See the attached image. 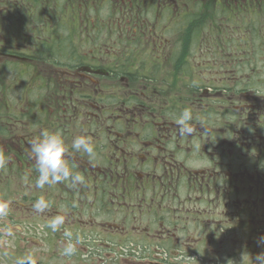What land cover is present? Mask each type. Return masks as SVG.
<instances>
[{
	"label": "flooded vegetation",
	"instance_id": "af4514ba",
	"mask_svg": "<svg viewBox=\"0 0 264 264\" xmlns=\"http://www.w3.org/2000/svg\"><path fill=\"white\" fill-rule=\"evenodd\" d=\"M124 1L120 0L119 4ZM140 1L143 0L125 2L122 7L136 9L141 6ZM153 1L157 3L154 4L156 8L168 3L167 0ZM171 1L178 11L173 27H184L185 7H203L205 3V7H237L236 14L244 15V20L250 15L245 8L249 0ZM11 2L7 0L5 7H60V11L67 7L71 12L75 7H114L113 0ZM99 18L98 15L92 23L99 26L100 31L115 27L111 23H101ZM90 23L85 18L78 32ZM3 25L0 154L6 163L0 166L2 186L9 188L15 176L24 183L28 180L36 185L39 173L30 151V141L42 130L61 133L68 149L66 159L70 168L85 177L82 185L73 187L70 181H61L47 193L37 191L35 195L22 196L27 204L17 212L9 211L10 207L15 208L10 205L14 197H0V204L9 207L2 213L5 219L0 220V233L5 239L15 238L21 254L20 264H30L31 259L34 264L57 261L60 264H123L129 257L134 258L130 264H201L202 256L206 255L202 254V247H214L216 251L219 244L216 237L232 234L233 224L237 222L235 206L247 205L249 215L260 214L264 198V169L259 167L264 161V93L233 84V80L239 82L242 78L233 76L232 67L226 68L224 74L212 73L214 80L206 88L213 95L207 92L197 97L194 92L192 101L186 105L184 96L175 100L157 90L154 93L149 83L160 80L151 77L154 75L162 76L161 80L166 82L169 77L178 75L182 76L179 77L180 88L187 87L191 91V87L183 83L186 55L181 54V67H175L174 63L179 57L178 37L172 51L171 46L168 49L170 39L167 36L161 43H155L158 45H155L156 50L153 45L152 51L146 44L136 52L138 44L135 43L132 51H126L128 53L112 49L105 52L97 41L98 50L91 53L84 48L90 43V37L84 32L76 38L67 33L41 40V28H38L28 30L37 35L36 44L26 41L23 51H19L16 50L18 40L27 34L25 29L16 40V36H11L8 21ZM63 25L68 24L61 23L60 30ZM103 46L109 48L105 43ZM137 54L141 57L137 58ZM126 58L133 61L126 72L150 78L146 82L142 78L131 82L127 76L117 77L121 71L117 62ZM143 64L144 68L138 67ZM156 65L159 68H155ZM26 74L33 76L35 87L26 89L24 80L15 83L29 91L49 90L48 94L41 97L38 92L35 98L29 96L26 100L23 97L20 104L9 105L10 76L13 79L15 75L23 77ZM247 75L249 73H245ZM117 80L123 83L122 93H102L96 100H84L88 98L85 88L91 82H95L90 85L94 87L99 85L96 82ZM142 81L146 83L144 86ZM148 88L150 94L144 92ZM106 90L110 92L109 87ZM206 97H212L213 103L219 101L220 107L213 109L201 102ZM238 107L242 112L235 117ZM185 108L191 109L193 115V133L181 136L176 120ZM77 109L81 110L82 121H85L81 125V122H73ZM28 118H31L30 127L34 131L20 134L21 129L27 131ZM235 120L243 124L242 131L235 129ZM72 122L81 127L80 133L69 131ZM78 135L91 140L95 149L93 156L97 159L90 160L87 154L72 149V140ZM245 158L246 163L238 164ZM240 193L248 194L250 201L235 199ZM41 198L46 206L43 211H37L34 205ZM69 244L75 251L65 255L64 249ZM32 248L51 251L49 259L52 261L41 255L36 260Z\"/></svg>",
	"mask_w": 264,
	"mask_h": 264
},
{
	"label": "rangeland",
	"instance_id": "374dc122",
	"mask_svg": "<svg viewBox=\"0 0 264 264\" xmlns=\"http://www.w3.org/2000/svg\"><path fill=\"white\" fill-rule=\"evenodd\" d=\"M10 3L11 0H8ZM16 1V0H12ZM205 1V0H204ZM120 0H113L114 7H100V9H95L94 7H75L73 8V12H71L69 9L67 10V7H62L61 9H64L63 11H60V7H5V4L7 3V0H0V41L2 42L3 37V30H4V21H8L9 28L11 31V36H16V40H18V34L21 33V30L26 31V35L24 34V37L20 38L18 40L19 42V48H13L19 51H23L25 46L23 43L30 42V44L35 45L37 40V35L34 32H28L30 29H38L41 28V35L42 39L52 36H61V35H67L70 34L73 37H77L80 35L81 32H84L85 36L90 37V43H86L84 48L86 51H90L91 53L96 52L98 50L97 41L99 43V46L102 45L104 48V51L106 52L108 49H112V51L116 52H126V51H132L133 46L135 43H137V49L136 52L139 51V49L143 45H148L151 49L155 48V43H161L165 37L168 36L170 39V45L168 46V49L170 48V51H172V48L175 47L173 43L175 42L176 38L178 37V34H171L169 35L167 33L168 28H172L175 23H172L174 20H176V14H178L177 9L174 10V1L167 0L168 3H163L161 5H157L158 8L154 6L156 3L153 0H143L138 2L141 4L139 8H132V7H122L126 3H131V0H125L121 5L119 4ZM126 2V3H125ZM157 4V3H156ZM160 7V8H159ZM168 7V8H166ZM177 7V6H175ZM71 8V7H70ZM99 10V11H98ZM191 10H193V7H185V12L189 13ZM72 14V15H71ZM99 15V19L101 20V23L107 24L111 23L115 27H113L110 31L108 29L101 30L99 26H95L92 22L95 21L96 17ZM232 18L238 22L243 23L244 18L240 14H232ZM57 16V17H56ZM254 16V15H253ZM86 18L87 21L91 22L90 24L86 25V28L78 32L77 28L80 24L84 22V19ZM250 18V17H249ZM110 21V22H108ZM229 17L222 16L220 19V22L222 24H226L225 28H220V31L224 32V34H211L209 32L211 24L208 27H205L203 30L205 31L202 34L201 40V48H198L196 51V57L198 59H202L203 64H206V67H210L211 69L205 70L206 73V80L207 84H210L214 80V76L212 73H217L219 71L221 74H224L223 71L226 70L224 67H232L229 62H231V55L230 52L232 50V46L235 44V40L237 42H242L246 39V37H241L235 35H230L231 31V25L229 22ZM66 22L68 25H63V29L60 30L59 26L61 23ZM233 22V21H230ZM102 24V25H104ZM257 26L264 25V20L261 22L253 23ZM81 26V25H80ZM68 28V29H67ZM67 29V30H66ZM178 29V26H175L173 31L176 32ZM100 31V32H99ZM177 32H180L178 30ZM46 34V35H45ZM76 35V36H74ZM28 38V39H27ZM214 38H218L216 43L214 42ZM252 38L254 37H248V43L249 40L252 42ZM258 37H255V41ZM27 39V40H26ZM12 41V40H11ZM262 41V39H257V42ZM0 42V44H1ZM106 44L105 48L103 44ZM205 44L207 46H212V50L208 52L205 49ZM215 46L217 49H215ZM156 50V48H155ZM26 51V50H24ZM249 51V50H248ZM101 52V51H100ZM128 53V52H126ZM254 54L252 53V56ZM137 58H140L141 55L137 54ZM255 57V56H253ZM256 57H259L260 61L264 59L263 55H256ZM214 58H217L214 60ZM252 58V57H248ZM2 59V55L0 54V62ZM10 62L18 63V60H10ZM20 64L22 62H19ZM211 63V64H210ZM232 63V62H231ZM264 62H260V67L263 71H260L258 73L262 74L261 79L264 80ZM228 64V65H227ZM250 64V63H249ZM250 65H254L253 62H251ZM165 66V64H164ZM215 66V68H214ZM248 67V66H247ZM214 71L212 72V70ZM246 69V68H245ZM11 73V71H10ZM211 73V74H209ZM244 73H249V70H246ZM18 74V73H17ZM11 75H14L11 73ZM160 79L156 82H149L153 86V89L155 90L154 93H156V90L158 93H161L163 95H170L175 98V100H178L182 96H184V101L186 105H189L190 102L193 99V93L189 92V89L186 87L185 89L180 88V78L177 79L173 77H169V81L166 82L162 79V76H158ZM248 78V77H246ZM33 76H27L24 75L23 77L20 76H14L13 79L10 76L9 84L6 82L5 89L8 84V103L9 105L14 104H20L22 102L23 97L27 100L29 96L38 95L37 90L29 91L34 86V83L32 81ZM194 79H197V77H194ZM17 80H24L25 82V88L29 90L23 89L19 84L15 83ZM191 81L193 78H191ZM95 82H91L87 88H85V92L88 93V98H84V100H96L98 99V96L102 93L112 94L115 92L122 93V90L120 89L122 87V81H113V82H96L99 85L98 86H90L93 85ZM219 83V82H218ZM143 86L146 83H142ZM233 84H235V81L233 80ZM105 85H108L107 87ZM60 86V85H59ZM64 86V85H63ZM35 87V86H34ZM110 88V92H107V88ZM236 86L234 85V88ZM63 88V87H62ZM96 91H95V90ZM236 89V88H235ZM59 93L62 92L61 88L58 89ZM48 91H42L39 92L41 97H44V95L48 94ZM146 94L151 93V89L144 90ZM194 92V91H193ZM208 93L213 92L210 91L209 88L203 87L202 90L195 91L197 97L198 96H204ZM235 92V91H234ZM1 93V92H0ZM3 94V92H2ZM226 93L223 92V95ZM259 95V94H258ZM212 98V97H211ZM210 97H206L201 100V102L208 103L211 105L213 109H215V106L217 108L220 107V102L217 101L213 103ZM1 99V98H0ZM235 105H240L235 104ZM36 112V108L34 109V113ZM87 112V111H86ZM242 112L241 107L236 108L235 111V117L240 116ZM81 110L77 109L76 116L73 120V122H81L79 125L83 124L81 118ZM73 122L69 126V131L77 134L82 131L81 127H76L75 124L73 125ZM32 126L31 118H28L26 120V130H20V134L24 132L31 133L34 131V128L30 127ZM235 129H238V131L243 130V124H241L239 121L235 120L234 123ZM17 131V130H15ZM88 158L90 160L97 159L96 157L92 156ZM246 161V158L244 161L240 160L238 161V164L242 165ZM253 165L254 162L250 161ZM256 162V161H255ZM98 164L97 162H95ZM256 164V163H255ZM27 178L30 179L29 175H26ZM49 185V186H48ZM53 186V187H52ZM56 186H59V183L54 184H46L43 188H39L36 185H34L33 181H26L25 183L18 178L17 176L13 177V181L11 182L9 188H5L2 186V181L0 178V197L1 196H10L14 197L15 199H10V205L13 204L15 208H9L7 204H0V220L5 219L2 216V213L8 211L7 208H9V211L11 212H17L18 210H23L22 207L27 204L26 201H23L24 195L32 196L35 195V192L42 191L47 193L51 188L52 190L56 188ZM50 187V188H49ZM59 192V191H57ZM239 195V196H238ZM235 199H247L250 201V197L248 194L240 193L235 195ZM253 200V197H252ZM263 203L261 204L262 207H260V214L257 215L255 213L254 215H249L247 213V205L241 204L240 207L235 206L234 212H235V218L237 220L236 223L233 224V232L228 237L226 236H217V250H214V247H202V254L206 253V255L202 256V262L201 264H253L252 259L254 260L256 255L264 252V245H260L258 243V240L260 237H264V198ZM23 202V204H22ZM29 202V201H28ZM25 203V204H24ZM29 204H32V202H29ZM50 210V209H49ZM52 211V210H50ZM2 216V217H1ZM17 225H15L16 227ZM1 227V224H0ZM11 236V235H10ZM231 239V240H230ZM15 238L10 237L8 240L0 233V264H20V256L21 254L18 253V249L16 248L17 242H15ZM207 241V240H206ZM222 241V242H221ZM227 241V242H226ZM222 243V245H220ZM228 244V247L225 245ZM14 245V246H13ZM34 249V248H32ZM210 249V250H209ZM35 250V256L36 260L39 255L43 259H49V255L51 254V251H39L40 249H34ZM34 253V252H32ZM56 259V258H55ZM134 258L129 257L127 260L123 262V264H130V260ZM34 259H31L30 264H34ZM49 261H52L49 259ZM61 261V260H60ZM53 262L52 264H60Z\"/></svg>",
	"mask_w": 264,
	"mask_h": 264
},
{
	"label": "trees",
	"instance_id": "16d2710c",
	"mask_svg": "<svg viewBox=\"0 0 264 264\" xmlns=\"http://www.w3.org/2000/svg\"><path fill=\"white\" fill-rule=\"evenodd\" d=\"M245 5H247V7L245 8L247 12L250 13V15L246 17L248 19L244 20L243 23H238L232 18V14L236 13L237 7H205V3L203 4V7H193V10L185 14L184 27L178 26L177 29V31L180 30V32H174V27L167 29V33L169 35L178 34V39L180 40V46L177 49L179 57H176L174 59L175 67H181V59L183 58L181 57V54L186 55V58L184 59L185 82L183 83L191 87V91L189 92L194 93L198 89H203V87H206L207 83L204 79L206 78V75L208 73H206L205 70L211 69L210 67H206V64H203L202 59H198L194 54L197 52L196 50L198 48L202 49L200 39L202 38V34L205 32L203 29L205 27H208L211 23L213 24L209 26L211 29L209 30V32H211V34H224V32L220 31V28H225L226 24H222V22H220V19L222 18V16H227L229 17L230 21H233H225L226 23L229 22L230 24H233V26L231 25L230 35L232 34L233 37L235 35L241 36L242 38L246 37V39L243 40V43L237 42L235 40V45L232 46V50L229 54L231 55V66L234 69L233 76L242 78L239 82H235V85H244V88L246 89L248 86V89L254 91L259 90L260 93H264V80H262L260 77L262 76V74L258 73L260 71H263L261 69L262 67H260V62H264V59L260 61L259 57H256V55L258 54L264 56V25L262 24V26L260 27L253 24H258L259 22L264 20V0H249V2H245ZM248 37H254L252 38V42L251 40H249L248 43ZM255 37L262 39V41L257 42L258 38L255 41ZM217 39L218 38H214L215 43L217 42ZM204 47L208 52L213 49L211 45L207 46L205 44ZM215 49H217L216 46ZM252 53L255 57L252 56ZM216 59L217 58H214V60ZM143 61L146 62L147 60L143 59ZM121 62H117L119 63V66L117 68L121 70L119 71L120 73L117 74V77L127 76V79H129L131 82H135L139 78H142V80L146 82V79L150 78L146 75L141 76L139 73L126 72L130 67L133 66L132 59L126 58ZM251 62H253L254 65H250ZM138 67L144 68L145 64L138 65ZM155 68H159V65H156ZM246 70H249V75L247 76H245L244 73ZM151 77L158 78V75H154V77ZM171 77L181 78L182 76L174 75ZM194 77H197V79H194ZM191 78H193V80H196V82L191 81ZM144 82L142 81V83Z\"/></svg>",
	"mask_w": 264,
	"mask_h": 264
},
{
	"label": "clouds",
	"instance_id": "9594fccd",
	"mask_svg": "<svg viewBox=\"0 0 264 264\" xmlns=\"http://www.w3.org/2000/svg\"><path fill=\"white\" fill-rule=\"evenodd\" d=\"M192 120L191 109H183L176 120L181 136L193 133ZM71 147L75 152L87 154L89 157H92L95 152L91 140L85 135L76 136L72 140ZM30 151L35 159L36 170L39 173L36 179L37 187L43 188L46 184H54L61 181H70L73 187L85 183L84 175L74 172L67 162L66 153L68 149L60 132L42 130L39 136L30 141ZM4 163L6 161L3 155L0 154V166ZM259 167L264 169V161L260 163ZM45 206V201L41 198L37 200L34 208L37 211H43ZM258 243L264 245V237H260ZM74 251V247L69 244L64 249V254L71 255ZM252 261L253 264H264V252L257 254Z\"/></svg>",
	"mask_w": 264,
	"mask_h": 264
}]
</instances>
